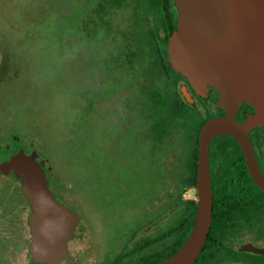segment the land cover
<instances>
[{
  "label": "flooded vegetation",
  "instance_id": "flooded-vegetation-1",
  "mask_svg": "<svg viewBox=\"0 0 264 264\" xmlns=\"http://www.w3.org/2000/svg\"><path fill=\"white\" fill-rule=\"evenodd\" d=\"M161 4L170 18L167 28L170 27L173 33L178 22L174 1L161 0ZM70 8L71 3L68 10ZM90 15H82L81 10L79 35L82 40L87 36L83 28L86 21L91 18L98 21L93 11ZM89 46L93 53L92 43ZM0 56L1 94L10 83L16 67L13 58L7 56L5 47H0ZM84 59L94 66L101 63L99 57L91 55ZM96 74L100 87L98 95L102 91L109 92L106 98L99 99L97 95V106L106 107V111H116L117 99L112 96L114 90L109 91L104 82L106 73L96 71ZM116 76L117 73L111 74V78ZM174 101L171 131H181L185 126V119L176 117L185 115L192 119L191 136L181 140H191L187 149L196 150L195 162L188 158L179 161L174 156L172 140L175 138L172 133L167 136L166 127L159 125V130L152 133L150 120L145 119L142 132H135L131 116L126 139L117 137L110 140L109 151H99L96 157L99 171L105 164L111 170L127 172L129 189L137 187L143 194V205L139 208L142 216L136 219L129 216L122 221L116 218L111 223L110 233L106 230L104 234L99 228L97 235L100 241L83 216L82 203L72 199L74 186L57 177L44 159V152L33 140H24L12 131L6 134V130L0 129V264H46L36 263L32 258L30 218L33 209L21 192L23 181L17 177L20 151L38 155L43 162L49 191L71 212L73 247L69 252V262L65 264H161L177 253L188 239L197 214L196 173L201 129L212 119L229 120L235 127H241L255 115V110L247 104L236 108L221 106L217 90L209 85L197 90L180 74L176 76ZM114 121L116 123V116ZM245 135L257 168L264 176V125L250 128ZM236 140L232 136L217 135L209 142L211 222L205 244L193 264H264V193L250 178ZM135 209L134 205L128 208L132 215ZM103 235L107 236L106 244L102 241Z\"/></svg>",
  "mask_w": 264,
  "mask_h": 264
},
{
  "label": "rangeland",
  "instance_id": "rangeland-1",
  "mask_svg": "<svg viewBox=\"0 0 264 264\" xmlns=\"http://www.w3.org/2000/svg\"><path fill=\"white\" fill-rule=\"evenodd\" d=\"M56 2L0 0V47L16 67L0 94V129L33 140L44 152L57 177L74 186L72 199L82 203L83 216L99 239L97 230L110 233L116 218L142 216L143 194L137 187L129 189L125 170L104 164L99 171L96 153L109 151L110 140L119 135L116 112L97 106L99 79L95 66L84 59L92 51L78 31L84 0H63V9ZM56 11L62 16L58 18ZM108 93L102 91L99 99ZM176 118L185 119V126L171 131L172 149L184 161L191 140L181 139L191 136L192 119ZM131 205L136 208L133 215ZM102 241L106 244V235Z\"/></svg>",
  "mask_w": 264,
  "mask_h": 264
},
{
  "label": "water",
  "instance_id": "water-1",
  "mask_svg": "<svg viewBox=\"0 0 264 264\" xmlns=\"http://www.w3.org/2000/svg\"><path fill=\"white\" fill-rule=\"evenodd\" d=\"M177 29L167 44L172 69L195 89L207 85L220 94V105L247 104L255 110L241 127L229 120L212 119L200 132L197 157V214L192 231L171 258L161 264H193L205 244L211 222V186L208 145L217 135L232 136L242 150L248 173L264 193V176L256 165L246 131L264 125V0H173ZM17 177L31 204L36 263L65 264L73 247L71 212L48 189L43 162L35 152H19Z\"/></svg>",
  "mask_w": 264,
  "mask_h": 264
},
{
  "label": "trees",
  "instance_id": "trees-1",
  "mask_svg": "<svg viewBox=\"0 0 264 264\" xmlns=\"http://www.w3.org/2000/svg\"><path fill=\"white\" fill-rule=\"evenodd\" d=\"M56 3L63 9V0ZM84 4L82 15L90 17L93 11L98 17L96 22L94 18L86 21L84 41L88 47L92 43L91 56L101 62L94 70L106 73L104 82L109 91L114 90L117 137L128 136L131 116L135 132H142L149 119L152 133L161 125L169 137L179 74L167 54L172 31L167 28L170 18L161 0H84ZM56 16L61 17L62 12L56 11ZM114 73L117 76L111 78ZM188 154L189 161L195 162L196 150H188ZM192 167L194 170L195 163Z\"/></svg>",
  "mask_w": 264,
  "mask_h": 264
}]
</instances>
